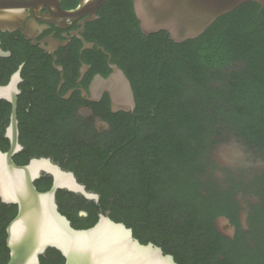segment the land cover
<instances>
[{
	"label": "trees",
	"instance_id": "16d2710c",
	"mask_svg": "<svg viewBox=\"0 0 264 264\" xmlns=\"http://www.w3.org/2000/svg\"><path fill=\"white\" fill-rule=\"evenodd\" d=\"M122 1L124 12L111 13L105 38L132 83L135 111H96L111 127L101 134L74 113H63L56 144L36 154L22 138L24 150L14 161L22 166L33 158H50L99 195L97 203L58 191L59 211L75 229L92 228L105 214L177 264H264V184L245 232L235 191L248 184L224 191L209 175L217 169L209 155L228 137L264 156V7L247 3L198 39L177 44L167 32L148 41L133 0ZM5 131L0 128L3 152L10 149ZM204 176L210 177L205 183ZM35 185L47 192L53 178L44 174ZM17 214V206L0 199V264L10 260L7 228ZM220 217L236 227L233 238L217 229ZM40 260L66 264L55 249Z\"/></svg>",
	"mask_w": 264,
	"mask_h": 264
},
{
	"label": "flooded vegetation",
	"instance_id": "af4514ba",
	"mask_svg": "<svg viewBox=\"0 0 264 264\" xmlns=\"http://www.w3.org/2000/svg\"><path fill=\"white\" fill-rule=\"evenodd\" d=\"M123 2L110 0L89 21V15L79 18L67 15L80 5L81 0H0V87L8 86L20 72L17 95L20 143L22 138L30 142L35 146L36 154L44 145L57 143L63 113H74L78 121L92 125L100 134L111 129L96 111L108 107L112 111V100L96 82L99 77L108 79L111 76L112 65L127 75L126 70L114 61L105 38L111 13H118ZM132 8L141 30L134 0ZM151 36L154 35L146 36L148 41ZM11 114L12 104L0 99V128L6 129V139ZM234 146L226 140L215 146L209 157L217 169L210 170L209 175L224 191L234 190L238 183L248 184L235 191L241 228L246 232L250 225V209L260 203L257 193L264 184V157L257 168L246 171L245 159L234 151ZM208 178L204 176L203 183ZM218 221L219 218L217 229L224 236L233 238L236 227L231 225L234 229L231 236L225 232L227 226L222 230L219 228Z\"/></svg>",
	"mask_w": 264,
	"mask_h": 264
},
{
	"label": "water",
	"instance_id": "95a60500",
	"mask_svg": "<svg viewBox=\"0 0 264 264\" xmlns=\"http://www.w3.org/2000/svg\"><path fill=\"white\" fill-rule=\"evenodd\" d=\"M109 1L81 0L67 15L71 18L89 15L92 21ZM250 2L264 7V0H134V9L143 34L167 32L172 41L183 44L198 39L219 18ZM111 68V76L99 77L96 85L110 94L113 113H133L136 99L131 81L118 66ZM19 81L17 72L8 86L0 87V99L12 104L6 132L10 149L0 150V199L18 207L17 216L7 228L8 264H41V256L49 249L59 251L66 264H177L173 256L152 243L143 245L132 229L108 215L100 214L92 228L75 229L59 211L58 191L66 190L97 203L99 195L89 192L73 172L62 169L50 158H34L22 166L16 164L14 157L23 151L17 114ZM44 174L53 178V185L49 191L40 192L35 182ZM220 220L226 223L232 236L234 229L229 219L220 217Z\"/></svg>",
	"mask_w": 264,
	"mask_h": 264
},
{
	"label": "rangeland",
	"instance_id": "374dc122",
	"mask_svg": "<svg viewBox=\"0 0 264 264\" xmlns=\"http://www.w3.org/2000/svg\"><path fill=\"white\" fill-rule=\"evenodd\" d=\"M226 142L230 143H234V151L237 153L239 152L241 154V157L243 159H245L246 162V171H250L252 169H255L258 167V163L259 161L263 160V155L261 153H259L258 151L248 147L246 144L242 143L239 140H233V137H228L226 139ZM260 159V160H259ZM218 226L219 228L222 230L225 228L226 223L224 221H218ZM225 232L229 233V229L226 230Z\"/></svg>",
	"mask_w": 264,
	"mask_h": 264
}]
</instances>
